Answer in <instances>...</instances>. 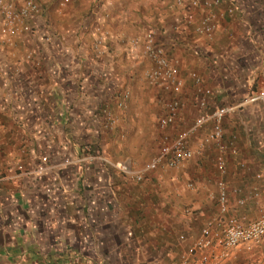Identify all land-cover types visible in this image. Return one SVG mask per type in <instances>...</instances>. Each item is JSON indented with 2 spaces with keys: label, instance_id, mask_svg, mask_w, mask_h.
Masks as SVG:
<instances>
[{
  "label": "crops",
  "instance_id": "0c3cea01",
  "mask_svg": "<svg viewBox=\"0 0 264 264\" xmlns=\"http://www.w3.org/2000/svg\"><path fill=\"white\" fill-rule=\"evenodd\" d=\"M34 1L28 32L3 34L0 13V264H179L217 216L219 179L264 189V109L253 100L264 91V0ZM204 18L209 34L197 31ZM149 33L178 88L146 80ZM172 100L177 116L161 129ZM221 107L233 112L220 142L202 145L208 121L188 138L190 160L135 179L164 136ZM261 209L264 193L230 214L253 220Z\"/></svg>",
  "mask_w": 264,
  "mask_h": 264
},
{
  "label": "built area",
  "instance_id": "2783aa9c",
  "mask_svg": "<svg viewBox=\"0 0 264 264\" xmlns=\"http://www.w3.org/2000/svg\"><path fill=\"white\" fill-rule=\"evenodd\" d=\"M186 0H175L177 5H184ZM221 0L202 1L188 0V4L195 8L203 4L205 7L209 5H219ZM40 11V7L34 0H19L16 3H5L0 1V13L3 17V26L1 32L30 30L26 21L36 16ZM232 13V9L228 11ZM212 27L208 18H204L197 28L200 33L209 34ZM144 54L153 63L154 68L148 71L145 78L152 84H160L162 81L170 82L179 87L177 82V69L172 67L166 56L165 48L158 44L153 34L149 33L144 39ZM253 100L261 102L264 109V91H261ZM180 104L177 100H172L166 104V115L160 119L159 126L165 129L173 124ZM198 108L205 110L206 100L201 97L198 100ZM233 112L232 107H221L214 111L203 114L198 117L194 124L187 131L181 132L175 139L169 140L163 137V143L157 155L145 163L140 171L135 174V179L141 181L143 176L156 169L160 164L166 163L169 167H175L183 161L190 160L194 153L188 147V138L192 133L203 128L208 122H212L209 132L202 138V145L209 146L213 142H220L223 138L222 123L224 118ZM111 167L118 168L124 173H130L124 164H113L106 161ZM215 167L220 176H225L226 166L224 158L219 155L215 160ZM261 174L255 175V180L262 181ZM264 189L258 185L254 186L247 192H243L240 188L229 189L223 178L216 183L215 203L218 209L217 216L212 218L200 229L198 234L187 246L185 251L179 256V264H218L226 261L233 251L240 248L249 249L250 246L259 244L264 239V209H261L257 218L249 220L245 215L236 216L230 214L232 207H244L250 201H258ZM230 195L236 197L234 205L231 202Z\"/></svg>",
  "mask_w": 264,
  "mask_h": 264
},
{
  "label": "rangeland",
  "instance_id": "374dc122",
  "mask_svg": "<svg viewBox=\"0 0 264 264\" xmlns=\"http://www.w3.org/2000/svg\"><path fill=\"white\" fill-rule=\"evenodd\" d=\"M218 264H264V239L249 249L240 248L233 251L226 261Z\"/></svg>",
  "mask_w": 264,
  "mask_h": 264
}]
</instances>
